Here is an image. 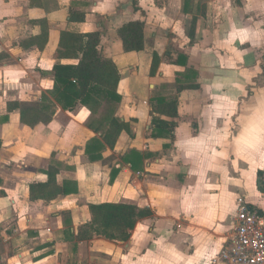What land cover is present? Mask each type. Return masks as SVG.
<instances>
[{
  "label": "crops",
  "instance_id": "obj_1",
  "mask_svg": "<svg viewBox=\"0 0 264 264\" xmlns=\"http://www.w3.org/2000/svg\"><path fill=\"white\" fill-rule=\"evenodd\" d=\"M183 5L0 0V264H213L240 204L264 215L257 176L264 169V0ZM71 10L83 20L69 22ZM131 22L142 25V48L125 53L117 30ZM99 31V49L120 75V100L65 110L51 94L52 69L77 61L55 57L60 33ZM43 32L39 49L30 40ZM153 54L159 64L151 75ZM184 83L197 88L178 92ZM158 98L177 100L175 118L159 116L174 123L171 135L152 123ZM22 104H36L41 120L25 124ZM111 117L129 128L113 148L101 136ZM95 138L103 149L91 160L85 149ZM49 167L70 194L31 200L29 184L45 183ZM101 203L136 205L150 215L126 242H76L88 205Z\"/></svg>",
  "mask_w": 264,
  "mask_h": 264
},
{
  "label": "trees",
  "instance_id": "obj_2",
  "mask_svg": "<svg viewBox=\"0 0 264 264\" xmlns=\"http://www.w3.org/2000/svg\"><path fill=\"white\" fill-rule=\"evenodd\" d=\"M186 1L182 10L186 9ZM134 9L137 10L133 1ZM185 7V9H184ZM83 20V15L76 11H69V22ZM196 19L193 18L187 31L190 43L194 40V28ZM45 22H39L43 25ZM102 32L78 34L61 32L58 48L55 57L58 59L76 60L75 65H56L52 69L54 88L51 94L63 109L72 108L77 102L95 111L101 103L111 105L119 102L116 94L117 84L120 75L114 62L103 56L99 49ZM121 40L122 49L125 53L139 51L142 48V25L139 22L124 23L117 30ZM47 35L42 33L39 37L32 38V44L36 43L42 49L46 42ZM159 64V57L153 54L150 74L153 75ZM186 77L193 76V72L186 70ZM188 78V77H187ZM178 82V81H177ZM178 84H181L178 82ZM195 89V85H179L177 91L183 89ZM153 112L157 114L152 117V123L160 134L171 135L174 123L165 121L159 116L175 118L177 116V100L158 98L153 102ZM36 104L21 105V120L27 125H34L40 121L37 115ZM91 128V125L89 126ZM128 131V124L118 122L111 117L108 119V128L103 133L102 140L109 147L113 148L119 134ZM96 132V130H94ZM102 145L98 139L91 140L85 149V153L91 160H96L95 154L101 151ZM57 169L49 167L46 171L47 181L45 183L29 184V198L31 200L51 201L59 196L70 194L69 184L59 186L56 183ZM260 181L258 190L264 194V169L258 171ZM90 218L88 221L77 227L74 236L76 242L89 241L95 237L103 238L111 242H126L129 239L130 231L133 230L136 222L150 215L147 209H140L136 205L120 203H101L88 205Z\"/></svg>",
  "mask_w": 264,
  "mask_h": 264
},
{
  "label": "built area",
  "instance_id": "obj_3",
  "mask_svg": "<svg viewBox=\"0 0 264 264\" xmlns=\"http://www.w3.org/2000/svg\"><path fill=\"white\" fill-rule=\"evenodd\" d=\"M213 264H264V215L240 204L230 237Z\"/></svg>",
  "mask_w": 264,
  "mask_h": 264
},
{
  "label": "rangeland",
  "instance_id": "obj_4",
  "mask_svg": "<svg viewBox=\"0 0 264 264\" xmlns=\"http://www.w3.org/2000/svg\"><path fill=\"white\" fill-rule=\"evenodd\" d=\"M171 88H172V87L166 86V87H165V91H166V93H170L171 96H172V95H173V90H172ZM169 97H170V96H169ZM229 233H230V232H228V234H229ZM215 252H216V251H215ZM192 256H193V255H192ZM213 258H215V257H212V258H211V261H210L211 263H212V259H213ZM87 260H88V259H87ZM177 261H180V260H177V259H176V262H177ZM182 262H184L183 264H197V261H194V259H192V260H191V259H188V260H184V261H182ZM86 264H90V263L87 262ZM198 264H207V263H206V261H205V262H201V263L198 262Z\"/></svg>",
  "mask_w": 264,
  "mask_h": 264
}]
</instances>
